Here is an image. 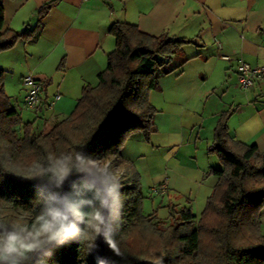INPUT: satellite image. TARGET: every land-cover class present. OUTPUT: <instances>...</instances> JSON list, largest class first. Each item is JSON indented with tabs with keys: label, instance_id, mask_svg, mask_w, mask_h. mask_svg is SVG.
Returning a JSON list of instances; mask_svg holds the SVG:
<instances>
[{
	"label": "trees",
	"instance_id": "obj_1",
	"mask_svg": "<svg viewBox=\"0 0 264 264\" xmlns=\"http://www.w3.org/2000/svg\"><path fill=\"white\" fill-rule=\"evenodd\" d=\"M49 6V2L41 5L39 17ZM33 33L32 29H5L0 4V51L12 47L20 38L30 39ZM109 33L115 39V47L108 53L106 68L98 74L97 84L83 86L71 113L43 133L34 132L31 122L24 123L12 106L4 90V69L0 68V232L19 231L20 227L36 231L33 225L38 216H43L39 222L42 224L51 220L50 211H61L57 199L50 201L62 187L48 170L55 158H68L70 173L89 171L88 160L109 161L113 167L124 166L127 170L128 163L120 152L123 144L134 133L150 139L157 109L149 101V92L158 87V70L169 73L181 63L169 69L158 68L190 40L165 33L150 35L127 22H113ZM142 76L147 77L144 86L140 84ZM229 113L223 112L218 118L207 149L218 156L221 167L209 171L218 176V181L198 216L190 208L172 207L170 222L162 228L155 213L142 212L144 195L138 172L126 171L127 183L119 187L123 198L116 209L117 216L112 215L110 200L106 232L110 239L105 238L110 261L131 264L149 259L167 264L176 258L180 264H200L195 259L202 245L201 228L208 224L214 235L206 264H264V234L260 231L264 152L256 144H245L230 136ZM77 152L84 156L83 165L76 159ZM101 199L100 189L92 182L74 181L65 201L77 206L79 218L72 217L78 231L74 237L41 251L34 264H101L95 247L90 248L80 236L93 212L101 210ZM242 231H246L244 238L238 236ZM137 237L149 246L159 242L160 249L153 251L146 245H136ZM33 255L28 254L23 264H28Z\"/></svg>",
	"mask_w": 264,
	"mask_h": 264
},
{
	"label": "crops",
	"instance_id": "obj_2",
	"mask_svg": "<svg viewBox=\"0 0 264 264\" xmlns=\"http://www.w3.org/2000/svg\"><path fill=\"white\" fill-rule=\"evenodd\" d=\"M50 3L39 17L38 10ZM4 28L34 31L0 51L4 90L24 123L36 133L48 131L73 110L85 85H96L115 47L113 22H127L150 35L190 40L158 70V87L150 93L157 108L150 140L134 133L120 152L140 176L142 191L158 195L168 209L187 207L195 215L204 208L218 181L220 168L209 153L214 127L230 112V136L256 144L264 152V79L243 89L238 59L264 65V0H0ZM227 57V58H226ZM161 68V67H160ZM158 68V69H160ZM34 75L44 100L52 106H25L21 79ZM59 95L58 99H54ZM126 169V168H124ZM126 172V173H127ZM125 173V174H126ZM161 185L165 192L154 190ZM144 194V193H143ZM264 234V208L260 212Z\"/></svg>",
	"mask_w": 264,
	"mask_h": 264
},
{
	"label": "clouds",
	"instance_id": "obj_3",
	"mask_svg": "<svg viewBox=\"0 0 264 264\" xmlns=\"http://www.w3.org/2000/svg\"><path fill=\"white\" fill-rule=\"evenodd\" d=\"M83 155L79 152L76 153V159L81 161L83 165ZM88 164L91 167L96 168L99 172H106L109 170L108 164H100L94 160H88ZM57 179V183L63 182V180L70 174L71 168L69 164V159H61L59 157L55 158L53 166L48 169ZM112 178L116 181L106 188L107 197L112 201V208H120V194H119V183L116 175L112 172ZM99 197V193H97ZM56 197H50V201H55ZM102 206H108V199H101ZM51 220L44 221L40 224L39 222L43 220V216H38L33 228L36 231L30 230L26 227H20L19 231H5L0 232V262L8 260L10 257L16 256L23 259H28V254L35 253L42 246H45L53 241H59L64 238L74 237L78 229L75 225L70 223L69 215H78L77 206L75 204L64 202V210H52L50 211ZM88 226L92 229L96 236L104 235L102 231V225L104 223V218L100 211H95L91 215V219L87 222ZM39 224L38 229L36 228ZM15 229L17 226L12 225ZM26 233V235H22ZM38 233V234H37ZM110 239V236L106 237Z\"/></svg>",
	"mask_w": 264,
	"mask_h": 264
},
{
	"label": "rangeland",
	"instance_id": "obj_4",
	"mask_svg": "<svg viewBox=\"0 0 264 264\" xmlns=\"http://www.w3.org/2000/svg\"><path fill=\"white\" fill-rule=\"evenodd\" d=\"M167 64L164 65L163 67H159L160 69H166L167 67ZM166 67V68H165ZM146 79L147 77L145 76H142L141 79H140V84L142 86L145 85L146 83ZM154 90H157V89H153L149 92V101H150V93ZM157 109V108H156ZM151 139V138H150ZM149 139V140H150ZM100 164H103L102 162H98ZM108 164V167H109V170L106 171V172H99L96 168H93L91 167V165H89L90 167V170L89 172L92 173L93 171V174L97 175L100 179H102L105 183H109V185L115 183L116 181L112 178V174L111 172L116 175L117 179H118V183H119V186H121L122 184L121 183H127V178H126V169H124V166H120V167H113V164L109 161L105 162ZM132 171V170H131ZM130 171V172H131ZM131 174V173H130ZM130 174L128 176H130ZM140 177V176H139ZM141 184V182H140ZM107 187V186H106ZM141 190H142V187H141ZM142 193H144V198H143V204H142V212L143 214H150V213H155L156 214V219L160 221V225L162 228H165L166 226H168L169 222H170V217H169V211L170 209H168L167 205H165V202L164 200H162V198L158 195H155V196H149V194H147V191L143 190ZM57 196V195H56ZM123 197L120 195V201ZM111 200V199H110ZM111 204H112V201H111ZM117 209V208H116ZM116 209H113L112 210V215H116ZM176 209L178 210L179 208L176 207ZM96 211H100V209H97ZM94 213V212H93ZM117 216V215H116ZM177 216V215H175ZM78 219L79 216L76 215L74 216V219ZM88 222V221H87ZM86 222L85 224V227H84V230L81 232V241L84 242L86 245H88L90 248L91 247H95V240L97 239V236L94 234V232L92 231V229L88 226V223ZM245 233L246 231H242L241 234H238L241 235V238H244L245 237ZM38 234V233H37ZM213 232L212 231H209V226L208 224L204 225L202 228H201V250H200V253L199 255L197 256V258L195 259V262L197 263H200V264H206V260H207V257L209 255V253H207V249L211 246V240L213 238ZM142 239L140 237H137L136 238V241H135V244L136 245H146L150 250H153V251H156V250H159L160 247H159V242L158 243H153V245L151 244V246H149L146 242H143L141 241ZM17 259L18 257L16 256H13V257H10L7 262L8 264H15L17 262ZM22 261L25 263V260L23 258H21ZM177 259L174 258L172 260V262H169L167 264H180V262H177L176 261ZM1 264V262H0ZM183 264H193V262L191 261H185Z\"/></svg>",
	"mask_w": 264,
	"mask_h": 264
},
{
	"label": "water",
	"instance_id": "obj_5",
	"mask_svg": "<svg viewBox=\"0 0 264 264\" xmlns=\"http://www.w3.org/2000/svg\"><path fill=\"white\" fill-rule=\"evenodd\" d=\"M78 179H86V180L92 182L94 185H96L100 189V191L102 193V199H108V201H109L108 206H102L101 207V215L104 218V223L102 225V231L104 232V235L97 236V239L95 242V255L97 256V258L101 264H122L119 262L110 261L106 255V252H105V238H106V232H107L108 214H109V208H110V198L107 197V194H106V188L107 187H106L105 182L102 179H100L97 175H95L89 171H86V170H82V171H79L76 173H70L63 180V182H61V185H62L61 190L56 196L59 209L61 211L64 210V202H65L67 190L72 185V183ZM69 221H70V223L73 224L72 215H69ZM59 241H53V242H51L45 246H42L39 250H37L34 253L32 259L30 260V262L28 264H34L38 254L41 251H44V250L52 247L53 245H55ZM131 264H156V263L149 260V259H141V260H138V261L131 263Z\"/></svg>",
	"mask_w": 264,
	"mask_h": 264
},
{
	"label": "built area",
	"instance_id": "obj_6",
	"mask_svg": "<svg viewBox=\"0 0 264 264\" xmlns=\"http://www.w3.org/2000/svg\"><path fill=\"white\" fill-rule=\"evenodd\" d=\"M227 58V57H226ZM235 70L238 77V82L241 88L248 89L253 86L256 80L264 79V65L252 66L248 62L238 59L235 65ZM24 89V104L29 109H35L41 105L52 106L54 100H44L41 95V83L31 74H26L21 79ZM60 96L55 95L54 99H58ZM166 187L161 185L154 191L156 193L165 192ZM17 263L23 264L24 262L20 257L17 259Z\"/></svg>",
	"mask_w": 264,
	"mask_h": 264
}]
</instances>
